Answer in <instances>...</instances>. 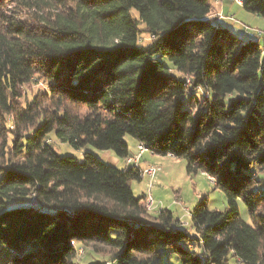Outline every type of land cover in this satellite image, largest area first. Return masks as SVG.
<instances>
[{"label": "trees", "instance_id": "obj_1", "mask_svg": "<svg viewBox=\"0 0 264 264\" xmlns=\"http://www.w3.org/2000/svg\"><path fill=\"white\" fill-rule=\"evenodd\" d=\"M15 1L41 25L0 23V264H80L73 242L120 264H152L164 250L183 264H264L260 41L220 22L211 0ZM237 1L264 18V0ZM37 76L49 90L23 106ZM52 134L111 150L127 166L92 151L61 156ZM127 136L206 174L226 208L203 197L190 210L192 234L170 210L148 221Z\"/></svg>", "mask_w": 264, "mask_h": 264}, {"label": "rangeland", "instance_id": "obj_2", "mask_svg": "<svg viewBox=\"0 0 264 264\" xmlns=\"http://www.w3.org/2000/svg\"><path fill=\"white\" fill-rule=\"evenodd\" d=\"M225 6V17L236 23L237 33L239 35L244 34L247 38H256L264 46V18L248 12L237 0L229 1ZM33 16H35V11L26 9V7L18 4L15 0L5 2L0 8V23L3 17H8L9 22H19L20 25L40 28L39 25L41 24ZM245 29L248 31H245ZM141 31H144L143 26H141ZM260 31L262 34H259ZM149 41L150 36L146 33L142 34L141 42L146 44ZM177 74L179 75L178 72ZM47 90H49L48 81L37 76L23 88L22 105L24 106L29 101L32 102L38 94H42V92ZM202 93H204L203 90L198 91L199 98L202 96ZM71 108L81 113V115H85L88 112L87 108L82 105H72ZM8 123L12 129L11 117L8 118ZM49 139L50 143L61 156L71 155L78 159H83L86 151H92L110 164H112L111 158H116L111 150H98L91 146L76 149L70 144L62 142L55 134H52ZM126 139L130 145V151L138 153V142L132 136H127ZM140 164L143 170L152 166L159 169L153 178L144 175L141 181L135 180L132 182L135 197L143 201L146 206L148 211V218L146 219L148 221L158 222V213L163 209L170 210L173 212L174 217L178 219L179 224H181L180 226L185 227L192 234L194 233V229L191 228L190 224V210L203 197L208 199L212 209L224 210L227 206V197L215 187L214 181L202 172L188 174L184 159L171 155H156L147 150ZM117 166L124 168L127 165L124 159H120V163ZM151 199L153 200L152 203ZM238 204L242 219L253 225L254 222L245 203L239 200ZM72 245H76V261L80 264H96L97 262H101V264H120L117 260H112L111 254L107 252L97 255L91 247L75 244L74 242ZM196 249L200 252L198 247ZM152 264L183 263L177 254L170 250H164L159 257L153 260Z\"/></svg>", "mask_w": 264, "mask_h": 264}, {"label": "crops", "instance_id": "obj_3", "mask_svg": "<svg viewBox=\"0 0 264 264\" xmlns=\"http://www.w3.org/2000/svg\"><path fill=\"white\" fill-rule=\"evenodd\" d=\"M233 0H211L213 7H214V16L218 17L219 21L230 27L232 30L237 32L236 23L231 21L230 19L225 18L224 11L226 9V3ZM240 3V2H239ZM241 4V3H240ZM245 31H248L245 29ZM262 34V33H261ZM243 38L246 39L247 37L242 34ZM117 158V157H116ZM111 158L112 164L117 165L120 163V159ZM141 167V166H140Z\"/></svg>", "mask_w": 264, "mask_h": 264}, {"label": "built area", "instance_id": "obj_4", "mask_svg": "<svg viewBox=\"0 0 264 264\" xmlns=\"http://www.w3.org/2000/svg\"><path fill=\"white\" fill-rule=\"evenodd\" d=\"M145 151H146V147L140 144L138 146V153H133V155L127 159V163L132 164V165H139L141 163V159ZM158 171H159L158 167L152 166V167L145 169L143 175H147L153 178L158 173ZM152 202L153 200L151 199V203Z\"/></svg>", "mask_w": 264, "mask_h": 264}]
</instances>
